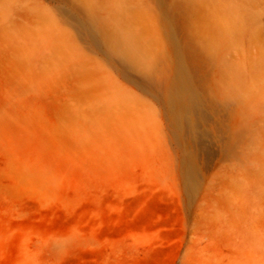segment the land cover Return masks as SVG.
<instances>
[{
  "label": "rangeland",
  "instance_id": "1",
  "mask_svg": "<svg viewBox=\"0 0 264 264\" xmlns=\"http://www.w3.org/2000/svg\"><path fill=\"white\" fill-rule=\"evenodd\" d=\"M260 15L0 0V264H264Z\"/></svg>",
  "mask_w": 264,
  "mask_h": 264
},
{
  "label": "bare ground",
  "instance_id": "2",
  "mask_svg": "<svg viewBox=\"0 0 264 264\" xmlns=\"http://www.w3.org/2000/svg\"><path fill=\"white\" fill-rule=\"evenodd\" d=\"M259 24H260V28L263 29L264 18L262 17V15H260V18H259ZM261 79H263V78H261ZM186 93L188 95V100H189L191 110L197 112L200 115L201 119L207 118V117L212 116L214 114H216L215 116L218 115V111L215 108V106H216L215 102L213 100H209V98L206 94H200V93H198L197 90H188ZM223 109L225 110V107H223ZM217 125H218L217 128L219 127L218 130L224 132L225 129L222 127V123H217ZM190 135H191L190 138H192L194 140V142L199 143L201 133H200V135H196L195 132L193 131V129H191ZM232 145H233V140H232V138L229 137L228 140L224 144V149L226 151H229L232 148ZM186 176H187L186 178H187L188 182L191 183L193 181V178H194V172L192 171V169H190V170L188 169Z\"/></svg>",
  "mask_w": 264,
  "mask_h": 264
}]
</instances>
